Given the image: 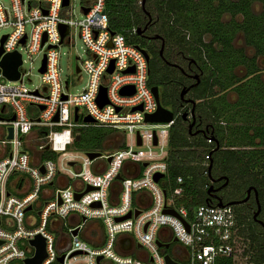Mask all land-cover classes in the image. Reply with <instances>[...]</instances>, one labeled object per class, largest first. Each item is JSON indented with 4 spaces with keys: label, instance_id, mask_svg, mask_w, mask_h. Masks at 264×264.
Listing matches in <instances>:
<instances>
[{
    "label": "built area",
    "instance_id": "1",
    "mask_svg": "<svg viewBox=\"0 0 264 264\" xmlns=\"http://www.w3.org/2000/svg\"><path fill=\"white\" fill-rule=\"evenodd\" d=\"M70 6L71 0H0V26L10 27L0 36L3 52L18 50L22 58L16 79L0 69V264H27L37 234L46 253L39 264H171L166 255L176 264H254L232 203L179 202L183 187L170 182L166 161L174 118L145 120L158 105L145 47L109 27L105 0H81L78 18ZM75 32L86 55L76 56L79 71L70 73L77 80L84 72L86 81L70 92L58 47L73 44ZM21 48L41 56V83L33 87L24 82L30 78ZM123 86L133 91L121 92ZM86 125L113 129L120 145L93 158L90 150H73ZM141 191L147 193L139 197Z\"/></svg>",
    "mask_w": 264,
    "mask_h": 264
},
{
    "label": "trees",
    "instance_id": "2",
    "mask_svg": "<svg viewBox=\"0 0 264 264\" xmlns=\"http://www.w3.org/2000/svg\"><path fill=\"white\" fill-rule=\"evenodd\" d=\"M255 2L261 3L259 11L253 10ZM105 9L112 30L156 54L159 40H147L136 31L151 21L148 32L163 38L165 55L177 49L193 56L203 69L191 94L196 99L195 114L213 127L206 136L188 132L182 119V108L176 101L182 75L172 66H160L155 55L148 62V83L159 87L161 104L174 112L166 161L170 182L183 187L179 202L189 208L205 200L217 202L210 197L208 187L214 177L223 174L228 178L223 202L233 200H224V195L235 190L242 195L254 185L262 208L259 216L264 221V68L258 63V57L264 56V0H105ZM225 14L229 18L223 19ZM237 32H241L244 46L234 44ZM237 66L244 67V74L235 73ZM228 89L235 94L233 100L225 95ZM86 127L99 128L83 138ZM111 132L108 127L81 126L80 137L74 142L80 149L97 151L106 146V135ZM206 152L210 155L204 164ZM177 176L182 177L181 182H176ZM232 204L240 232L249 239L250 259L264 264V227L252 218L248 203Z\"/></svg>",
    "mask_w": 264,
    "mask_h": 264
},
{
    "label": "flooded vegetation",
    "instance_id": "3",
    "mask_svg": "<svg viewBox=\"0 0 264 264\" xmlns=\"http://www.w3.org/2000/svg\"><path fill=\"white\" fill-rule=\"evenodd\" d=\"M149 23H151V21L148 22V24ZM148 24L145 26V28L142 30L141 33L146 35L145 37L147 40L151 39L152 37L159 40L156 54L153 53V51L150 50L148 46L145 47L149 54V61L155 55V59H157L160 66H165V65L172 66L178 70L177 72L179 74L182 75V80H178L180 86L178 90V98L176 99V101L181 105L182 112H185V115H183L182 119L187 124L188 132H190L193 135H197V134H200L202 136L209 135V133L213 132V127L209 122L207 121L203 122V119L197 117V115L194 112L196 99L191 94L192 88L200 82L201 76L203 74V69L201 65L193 56L184 52H180L177 49L176 50L173 49L172 53L170 54L168 53L165 55L164 54L165 42L163 38L160 36L155 37L152 33H149L147 29ZM162 43H163V48L161 49ZM183 87H186L187 89L183 93V95H181L180 92ZM190 123H192V125L189 128ZM211 138L213 139L214 137L211 136ZM222 175H218L215 177L217 178L221 176L220 179H216L213 181L214 183L212 185L213 188L215 189L209 191L210 197H213L216 200H217V196L221 197V195L226 194L227 191L225 188L227 182L225 183L224 177ZM256 190H257V195L255 194L254 189H251L249 193L245 189L242 195L234 197L233 200H240L238 203H248L252 218L264 227V221L262 220L261 216H259L262 211L261 203L259 199V191L257 188ZM245 197L246 199H244ZM258 204H260V209L259 211H257L256 215H254V213L258 208Z\"/></svg>",
    "mask_w": 264,
    "mask_h": 264
},
{
    "label": "rangeland",
    "instance_id": "4",
    "mask_svg": "<svg viewBox=\"0 0 264 264\" xmlns=\"http://www.w3.org/2000/svg\"><path fill=\"white\" fill-rule=\"evenodd\" d=\"M2 2L6 5L8 4V0H2ZM80 3H81V0H71V6H70L72 8V13L70 14L71 16H73V17L75 16L76 18L81 16V12L79 9ZM261 7L262 6H261L260 2L253 3V10L254 11H259L261 9ZM222 18L223 19L229 18V14L223 15ZM159 23L156 26H158ZM9 29H10L9 26H0V36L4 32H7ZM205 39H207V37H205ZM233 41H234V44H236L238 46H240V45L244 46L245 45L241 32L236 33ZM58 49H59V65H60V68L62 71V76H67V77H69V79H71L70 85H69V91L70 92H78L81 90L82 86L85 84L86 74L83 72L81 79H77V80L73 79L72 80V76H71L70 72L74 71L75 64L80 62V59L77 58L76 56L78 55L80 58H82L86 55L83 41L75 32L74 43L71 44V43H65L64 42V43L59 45ZM246 49L249 53L250 49L248 48V46H246ZM21 50L23 52V59H24L22 65L27 70V73L29 75L28 77L30 78V80H28L27 77L25 78V81H24L25 84L28 87H33L37 84H40L41 78H40V74L38 71V66L41 62V56L40 55H30V54H28V52L24 48L23 49L21 48ZM258 63L260 65V67L264 68V56L258 57ZM234 71L238 75H242V74H244L245 69L243 66H237L234 68ZM225 95H226V97H228L229 100H233L235 98V94L233 93V91H230V89L227 90ZM96 128H99V127H86V128H84V130L82 131V137L84 138L86 136V133L95 132ZM119 140H120V137L117 133L111 132V133L107 134L106 138H105V145L106 146L99 149V151L102 153H106L110 148H113ZM208 140H209V138H208ZM77 148H79V147L76 146V147H73L72 149L75 150ZM139 148H142V147H139ZM18 174H24V172H21ZM236 196H239V194L235 190L229 195H226V196L224 195L223 199L224 200L233 199ZM174 244H172V245H174Z\"/></svg>",
    "mask_w": 264,
    "mask_h": 264
},
{
    "label": "water",
    "instance_id": "5",
    "mask_svg": "<svg viewBox=\"0 0 264 264\" xmlns=\"http://www.w3.org/2000/svg\"><path fill=\"white\" fill-rule=\"evenodd\" d=\"M68 2V0H63V4H66ZM87 10V8H85V11ZM149 17H150V14H149ZM145 27L141 28V27H137L136 28V31L138 33H141L142 30L144 29ZM60 30H61V35L64 34V32H66V26L65 24H60ZM3 38H4V35L3 37L1 38V41H3ZM45 39V36H43V40L44 41ZM23 40V38H22ZM163 48V43H162V46H161V49ZM143 51L145 53V56H146V59L148 60L149 62V54H148V51L146 50V48H143ZM22 62V58H21V53L18 51V50H12V51H6V52H3V47L2 45L0 44V69H1V72L4 76H6L7 78L9 79H16L18 78L19 74H20V71H19V65L21 64ZM112 65L109 67V71L112 70ZM45 69L44 67V58L42 59V66L40 67V70L43 71ZM75 71H79V66L78 65H75ZM151 89L155 95V98H156V101H157V109L152 112V113H148L146 114L145 116V120L147 121H169L171 119L174 118V112L172 111L171 108L169 107H165L161 104L160 102V99H159V89H158V86L157 85H152L151 86ZM186 87H183L180 94L183 95V93L186 91ZM121 92H131L133 91V89H130L129 87L127 86H123L120 90ZM63 97H66L65 95H63ZM98 101H99V104H103L106 102V95H105V88L102 87L99 95H98ZM77 109L78 107L75 106V113H74V119H78V112H77ZM182 115H185V112L182 113ZM54 119H57V114H55L53 116ZM83 120L84 121H92L93 118L90 116V115H85L83 117ZM192 123L189 124V128L191 127ZM9 136H11V128L9 127ZM80 137V134L79 133H76V139H79ZM153 141L154 143H156L157 141V138H156V135L154 134L153 135ZM141 142V139H140V136L138 135V143ZM218 141H217V147H218ZM87 154L90 158H93L97 155L100 154V152L97 150V151H87ZM211 167V164H209V168ZM161 175V173H156L155 174V179H157L159 176ZM120 177V176H118ZM221 176L217 177V178H213L212 180H216V179H220ZM225 178V183L227 182L228 178L227 176H224ZM91 186L88 185L87 188H90ZM212 189H215L213 188V185L211 184L209 187H208V192L211 191ZM251 189H254L255 191V194L257 195V190L255 188L254 185H250L247 187V192L249 193ZM78 195V194H77ZM247 197V196H246ZM246 197L244 199H246ZM240 200H231L230 203H238ZM217 203L218 204H222L223 203V200L221 197H218L217 196ZM27 208H30V205L27 206ZM260 209V204H258V208L256 210V212L254 213V215H256L257 211H259ZM129 213H127L125 216H128ZM74 233H76V229L73 230ZM30 242L33 243L35 245V255L33 257H28L26 258V262L27 264H39L40 261L42 260V258L45 256V246H44V238L37 234L34 238H31L30 239ZM158 244H160L161 242L160 241H157ZM100 258V255L97 256V259ZM166 258L168 260L169 263L171 264H176L175 262H172L170 260V258L168 257V255H166Z\"/></svg>",
    "mask_w": 264,
    "mask_h": 264
},
{
    "label": "crops",
    "instance_id": "6",
    "mask_svg": "<svg viewBox=\"0 0 264 264\" xmlns=\"http://www.w3.org/2000/svg\"><path fill=\"white\" fill-rule=\"evenodd\" d=\"M146 193H147L146 191H141V192H139V193H137V194H138L139 197H141V196H143V195L146 194Z\"/></svg>",
    "mask_w": 264,
    "mask_h": 264
}]
</instances>
